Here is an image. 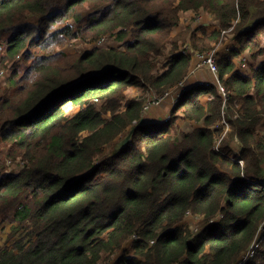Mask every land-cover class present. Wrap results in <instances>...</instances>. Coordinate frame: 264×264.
Returning <instances> with one entry per match:
<instances>
[{
  "label": "trees",
  "instance_id": "trees-1",
  "mask_svg": "<svg viewBox=\"0 0 264 264\" xmlns=\"http://www.w3.org/2000/svg\"><path fill=\"white\" fill-rule=\"evenodd\" d=\"M200 10L217 27L180 30ZM107 34L123 47L60 49ZM213 49L215 81L139 124ZM247 51L264 55V0H0V264H235L256 239L246 264H264V59L246 74ZM226 123L237 155L217 147Z\"/></svg>",
  "mask_w": 264,
  "mask_h": 264
},
{
  "label": "rangeland",
  "instance_id": "rangeland-1",
  "mask_svg": "<svg viewBox=\"0 0 264 264\" xmlns=\"http://www.w3.org/2000/svg\"><path fill=\"white\" fill-rule=\"evenodd\" d=\"M181 21H182L181 24L183 27H181L180 30H182V31H184L186 29V26H188V25H190L192 28H194L196 25H201V24H205V23H206L205 25H207V26L210 24H213V23L215 24V22L213 21L212 14H210L208 11H205V10H200L198 13L193 12V11L183 12V13H181ZM208 29H209V26H208ZM234 37H235V35L233 33H229L225 37L224 42L219 44V48L217 47L216 49H219V51H221V52L225 49L231 50L233 48V45L237 44V42L234 40ZM131 39L132 38L130 37L126 41L131 40ZM124 42H125V39L121 40L115 34H107L105 36H102L101 38H99L96 41L85 42L83 44L79 40H76V39L75 40H69V41H66L63 45H61L60 49H62V51H64L68 55H73V54H78L81 51L87 50L89 48H94V47H110V46H116V47L121 46V47H123ZM190 50H191V48H190ZM213 50H215V49H213ZM226 51H228V50H226ZM198 54H199L198 51L193 52V56H198ZM244 55H246L245 57H247V60H245V61L242 60V61H240V63L242 64V63L246 62L248 68L246 70H241L240 66H239V62H238V66H239V69L245 73H250V71L252 70V66L250 65V62H252V64L254 65L256 61H258V60L261 61V59L264 58V55L263 56L261 55L260 57L258 56V58L252 60L250 57V51H247ZM198 63H200L199 59H197V62L195 63L196 68L198 67ZM202 67L206 68L207 66L203 65ZM8 74H9V72H7L5 70H0V81L5 82ZM212 76H213L212 81H215V77L213 74H212ZM143 92L145 93L144 90L139 89V88H132L128 91V93L133 97L141 95ZM145 95L148 96L147 92L145 93ZM148 98H149L148 99L149 101L151 99H156L153 96H149ZM166 100H169L173 104V107H174L176 105L175 104L176 103V94L175 93L170 94L160 104L153 105L146 111L144 110L142 117L144 119H145V117H147V119H148L149 116L151 115V112L153 110H155L156 108H158V106H160L162 103H165ZM174 100H175V102H174ZM64 107L67 111L66 112L67 116L73 115L79 110V107H74L72 105V103H67L64 105ZM153 114H155L156 116L158 115V113H153ZM108 115L109 114H107V116ZM135 125H137V124H135ZM261 132L264 133V130H262ZM128 133L129 132H127L126 135L123 136L122 138H118L115 141H113L111 146H106L104 153L114 152L116 144L119 141L123 140V138H125L128 135ZM219 145L220 146L228 145L230 152L235 154V155H237V153H240V142L237 138H235L231 135L230 126L228 124H225V131L221 134V136L219 138V142L217 145L218 148H219ZM9 168L13 170V169L21 168V166L17 163H14V164L10 165ZM202 219H203L202 217H195L192 220L191 225H194L195 231H198V229H202L201 225L199 226V223L202 222ZM218 219L210 220V222L217 221ZM0 221H1V219H0ZM10 231H11V224L10 223L0 222V248L3 247L4 244L6 243L7 239H9ZM10 241H12V240H10ZM130 242L132 243V241H130ZM111 262H113V261H111ZM111 262H106L105 264H113Z\"/></svg>",
  "mask_w": 264,
  "mask_h": 264
},
{
  "label": "crops",
  "instance_id": "crops-1",
  "mask_svg": "<svg viewBox=\"0 0 264 264\" xmlns=\"http://www.w3.org/2000/svg\"><path fill=\"white\" fill-rule=\"evenodd\" d=\"M208 26H209V31L211 32L212 30H214L217 27V22H215V24L213 23V24H210ZM197 59H199L198 56H193L192 65H191V69H190L189 75L187 76V78L183 82L185 84V86H186L185 91H187V89L190 86H193L195 84L205 83V82H214V81H212L213 80L212 74L214 75V73L208 67H206V68L202 67L198 63V67L196 68L195 63L197 62ZM263 59H261V61ZM245 60H247V59L244 58L243 61H245ZM252 60H254V59H252ZM261 61H259V60L256 61L254 65L252 64V62H250V65L253 68H256L257 66L260 65ZM239 66H240L241 70H246L248 68L246 62H245V64L244 63L241 64L239 62ZM246 74L252 75L253 74V70H251L250 73H246ZM214 77H215V75H214ZM174 91L175 90H172L171 94H173ZM174 102H175V100H174ZM172 108H173V104L169 100H166L165 103H162L160 106H158V108H156L155 110H153L151 112V115L149 116L148 119H147V117H145V121H147V122L150 121L151 122V121H156L157 119H159V120L167 119L169 117V115H170L169 113L171 112ZM153 113H158V115L156 116Z\"/></svg>",
  "mask_w": 264,
  "mask_h": 264
},
{
  "label": "built area",
  "instance_id": "built-area-1",
  "mask_svg": "<svg viewBox=\"0 0 264 264\" xmlns=\"http://www.w3.org/2000/svg\"><path fill=\"white\" fill-rule=\"evenodd\" d=\"M198 58L200 60L199 65L200 66H207L213 73H217L218 72V67H217V55H216V51L215 50H210L204 53H199L198 54ZM245 64V62H244ZM181 89L179 90H175L173 93L176 94V98L180 96V94H182L185 89L186 86L184 83H181ZM171 94V91L166 92L164 95H162L161 97H158L156 99H151L150 101L147 102V104L144 107V110H148L151 106L153 105H158L160 104L166 97H168ZM228 124V123H226ZM229 125V124H228ZM242 162V160H241ZM259 243L257 241V239L251 244V246L249 247L248 250H246L244 253L241 254L239 260L235 263V264H246L247 261L253 257L256 253V249L258 247Z\"/></svg>",
  "mask_w": 264,
  "mask_h": 264
},
{
  "label": "water",
  "instance_id": "water-1",
  "mask_svg": "<svg viewBox=\"0 0 264 264\" xmlns=\"http://www.w3.org/2000/svg\"><path fill=\"white\" fill-rule=\"evenodd\" d=\"M145 122V119L142 117L139 121L140 124H143ZM136 126L137 125H134L131 130L129 131L128 135L123 138V140L119 141L116 146H115V151L114 153H117L119 152L120 150H122L128 143L129 141L131 140L133 134L135 133V130H136Z\"/></svg>",
  "mask_w": 264,
  "mask_h": 264
}]
</instances>
